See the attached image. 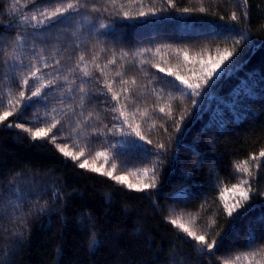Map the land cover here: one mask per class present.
Wrapping results in <instances>:
<instances>
[{"label":"trees","instance_id":"16d2710c","mask_svg":"<svg viewBox=\"0 0 264 264\" xmlns=\"http://www.w3.org/2000/svg\"><path fill=\"white\" fill-rule=\"evenodd\" d=\"M67 3L76 0H0V113L35 90L33 64L45 83L59 77L0 123V264H264V0H79L33 27L34 13ZM224 48L233 55L198 96L168 75L194 80ZM53 117L61 123L50 136L70 152L83 148L79 160L15 126L35 130ZM129 125L145 141L121 135ZM132 140L148 152L130 150ZM97 152L131 183L129 172L155 165L156 186L130 190L78 166ZM245 161L249 200L230 217L224 204L240 199L233 186L248 179L236 168ZM172 219L218 245L201 252Z\"/></svg>","mask_w":264,"mask_h":264},{"label":"snow or ice","instance_id":"6c2138e0","mask_svg":"<svg viewBox=\"0 0 264 264\" xmlns=\"http://www.w3.org/2000/svg\"><path fill=\"white\" fill-rule=\"evenodd\" d=\"M110 3L115 4L116 0H109ZM169 3H171V0H169ZM245 3H247V0H245ZM79 4V0H76V3H67L66 6H61L60 4H58L55 9L53 11H48L47 9L40 11L38 14L34 13L31 16V20L32 21H36V23L33 25V27H39L41 25H46L48 21L56 19L58 17H63L65 16L70 10H75L77 9V5ZM184 12H188L189 9L185 8L183 9ZM201 12H204L205 9L201 8L200 9ZM37 15L43 17L40 20H37ZM125 17L129 16V13L125 12L124 13ZM141 16L146 15V13H144L143 11L140 12ZM245 15H247V13H245ZM221 19H223V17H221ZM232 20H237L238 17L235 13L232 14L231 17ZM29 18L25 17L24 20L22 21V23H28ZM103 27V25H101ZM236 44H239L240 41H236ZM234 50V49H233ZM233 55V51H230L228 48H224L222 52L218 51V54L216 56V58H209V60L207 62L201 61V70L200 73L197 75L194 73V80H189L181 75H179L178 73H174L171 70L168 71V75L169 76H175L176 80H179L184 86L185 88L188 90V92L185 93V95H191V96H198L200 95V89L209 83L210 80L213 79V77L215 75L218 74L217 70L221 68V65L224 63V61L228 60L229 57H231ZM185 58L187 59V53H185ZM41 59L43 60V57H41ZM84 57L81 56L80 57V61H83ZM60 61L57 60L56 64L59 65ZM110 63H112V61H110ZM155 66V65H154ZM44 67L47 68L49 67L48 64H44ZM77 67H79V64L77 65ZM161 72H164L163 68H160ZM41 70L40 68H37L34 64L32 65V68L30 70V77L35 81L34 84V91H31L30 95H26L25 91H20L19 92V99L15 101V103H13V100L10 98L8 100V106L10 110H5L2 113H0V123H3L4 121H6L8 119V117L12 116L13 113L16 111V109L18 107L21 106L23 101H32L33 98H42V90L45 88H51L53 86V84L56 82V80L59 78L58 76L56 77H52L51 79L47 80V83H45V75L44 74H40L37 75L38 73H40ZM84 76H90L91 73L88 71H84L83 72ZM29 75H26L22 78V85L24 86H29ZM49 76L51 74H48ZM117 75H120V73L118 72ZM65 79H67V77H65ZM30 90V88H29ZM81 92L84 91L83 87H81L79 89ZM108 91H112L111 87L108 88ZM112 99H117V93L113 92L112 94ZM81 100L83 101V97L81 98ZM193 104L196 103L195 100L192 101ZM30 105L28 104H23V107L26 109L27 107H29ZM113 112H119L120 113V117H124V122L127 123L128 117L125 116L124 112L121 111L120 109L113 107L112 108ZM165 109L164 108H160V112H164ZM171 114V108L169 106V115ZM114 119H119V117H113ZM183 119V116L181 117V120ZM60 120L56 119L55 117H53V121L50 125H48L47 127H36L35 130H33L30 127H25L24 123H16V127L23 129L25 132L30 133L31 137L33 140H37V139H45V138H50V141L55 144L57 150L63 154V156L67 157V158H71L73 161L79 160L83 155H84V150L83 148H81V150L77 153H73L67 150V145H61V144H57L56 143V139H57V135L56 134H52L50 136L51 133H53V129H57V126L60 125ZM179 124V122H177V125ZM12 125L9 124L8 127H11ZM107 127V126H105ZM130 128H132V125H129ZM57 131H59L57 129ZM177 131H179V127L177 126ZM133 132L135 133V136L139 137L140 141H145V136L141 134V132L139 131V125H137L135 128H132L131 132H124L123 130H121V135H127V136H131L133 134ZM125 143H128L130 146V150H133L134 152H139V151H143L145 153L148 152L147 149H145L143 147V145L137 143V141L132 140V141H126ZM147 144H152L151 140H146ZM156 148L157 150H162L165 148V145L163 143H158L156 144ZM97 156H101L103 155V153L101 152H97L96 153ZM259 156L261 158H264V151H261L259 153ZM252 159H257L255 156L252 157ZM244 163V167H241L240 164L236 165V168L238 171H243L244 173L248 174V179H245L243 181H241V184L238 185H234L233 186V191L237 192L240 199L237 200L234 204H228L225 203L224 204V210L227 212L228 216L232 217L233 213L237 211V209L242 208L243 202L244 201H248L249 200V192L251 191V187H243L241 185H247L249 183V180L254 178L249 170V168L246 166L247 165V161L243 162ZM80 168L82 169H90L93 172H100L99 168H95L92 167L91 165H89L87 160H84L83 162L79 163L78 165ZM112 168L115 169L116 165L113 164ZM257 168H259V162L257 163ZM138 173H142V177L138 176ZM149 173H152L151 178L149 179ZM104 176H108L109 178H111L112 180L116 181L119 184H124L126 185V187L130 190H136V191H145L148 190L150 188H154L156 186V176H155V165L152 168H142V169H137L136 171H131L128 173V175H132V176H137V182L136 183H131L128 182L127 180V176L126 175H113L112 171H107V172H103L101 173ZM247 211V208H244L242 212H240L234 219H239L240 216L243 215L244 212ZM171 223L177 227H179L180 229H182L185 233H187V235L189 237H192L193 239H195V241L197 242V244L200 246L201 252H211L213 250L214 247H216L218 245V241L216 240H212L211 243L206 241V238L204 235H197L196 232L192 231L189 227H187L185 224L180 223L178 219H172ZM251 255L255 256L256 253H252ZM237 260L240 259V257H236ZM245 259H247V254L245 255ZM224 264H232L231 261H225Z\"/></svg>","mask_w":264,"mask_h":264},{"label":"rangeland","instance_id":"374dc122","mask_svg":"<svg viewBox=\"0 0 264 264\" xmlns=\"http://www.w3.org/2000/svg\"><path fill=\"white\" fill-rule=\"evenodd\" d=\"M85 160H87L89 165H91L92 167L99 168L100 172L112 171V168L107 167L108 162L106 160L104 153L101 156L95 155V157L93 159L86 158ZM127 180H128V177H127ZM132 183H134V182H132Z\"/></svg>","mask_w":264,"mask_h":264}]
</instances>
